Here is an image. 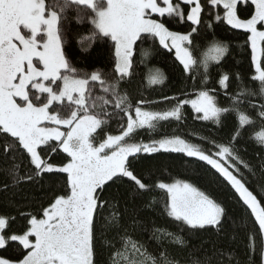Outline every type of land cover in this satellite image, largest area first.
<instances>
[{
  "label": "trees",
  "instance_id": "16d2710c",
  "mask_svg": "<svg viewBox=\"0 0 264 264\" xmlns=\"http://www.w3.org/2000/svg\"><path fill=\"white\" fill-rule=\"evenodd\" d=\"M203 1L196 30L184 16L161 17L165 29L190 35V68L142 34L133 48L127 80L115 70L114 42L94 29L93 13L71 3L62 15L59 33L67 68L78 73L99 71L101 79L95 86L110 83L123 100L119 106L108 104L94 89L102 100L94 108L97 111L77 114H97L102 119L98 132L89 137L91 144L118 134L137 102L144 100L143 106L175 102L178 116L136 130L132 137L142 144L179 138L199 153L188 156L149 146L126 157L123 171L94 193L91 264H116L115 257L130 245L148 258L139 264H264V238L252 211L254 205L264 208V145L259 138L264 132V51L259 58L263 78L258 79L248 33L216 18L221 9ZM237 12L249 18L254 7L249 1L239 3ZM200 92L215 96L224 108L219 117L202 120L187 104ZM63 132L66 127L58 136L49 132L52 135L47 134L30 154L18 137L0 125V218L5 220L1 263L24 261L29 247L16 237L24 235L57 199L71 195L67 174L54 170L71 159L62 151ZM223 148L238 168L235 177L240 187L210 164ZM176 181L190 184L216 203L222 212L220 221L195 226L172 216L162 185Z\"/></svg>",
  "mask_w": 264,
  "mask_h": 264
},
{
  "label": "rangeland",
  "instance_id": "374dc122",
  "mask_svg": "<svg viewBox=\"0 0 264 264\" xmlns=\"http://www.w3.org/2000/svg\"><path fill=\"white\" fill-rule=\"evenodd\" d=\"M246 1L254 7L249 18L241 17L237 12L238 4ZM71 3L84 6L93 13L94 29L114 42L115 70L127 80L133 48L142 34H147L157 46L172 51L184 68H190V35L165 29L161 17L184 16L196 30L205 2L0 0V125L18 137L30 154L45 142L47 134L58 136L66 127L61 146L71 158L63 167L54 169L67 174L71 195L57 199L42 217L30 223L24 235L16 237L23 246L29 247L27 257L19 264H91L89 227L95 207L94 193L97 187L123 171L126 157L149 146L156 151L181 152L188 156L199 154L179 138L142 144L132 137L136 130L178 116L180 109L175 102L143 106L146 105L144 100L139 101L133 106L132 113H127V120L118 134L105 135L98 145L91 144L89 137L98 132L102 119L97 114L78 117V112L97 111L94 108L102 100L118 106L123 100L121 93L110 83L95 86L101 79L99 71L78 73L67 68L59 25ZM206 3L210 8L221 9V16L216 15V18H224L229 26L248 33L253 47L255 77L262 79L259 58L264 51V0H208ZM91 36L93 34L87 40ZM212 56L218 55L212 53ZM95 88L101 91L102 100L96 96ZM187 104L200 114L202 120L216 119L224 110L217 105L215 96L207 92H200ZM259 138L264 145V132ZM229 156V151L223 148L210 164L240 187L235 177L238 168ZM44 168L52 167L46 165ZM162 187L168 194L172 216L195 226L215 225L220 221V207L190 184L176 181ZM258 206L254 205L252 211L264 238V208ZM4 224L5 220L0 218V247L4 244L1 234ZM115 259L116 264L148 261L135 245H130Z\"/></svg>",
  "mask_w": 264,
  "mask_h": 264
}]
</instances>
